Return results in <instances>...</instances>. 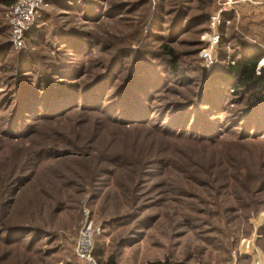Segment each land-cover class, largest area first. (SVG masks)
I'll return each instance as SVG.
<instances>
[{"label":"rangeland","instance_id":"374dc122","mask_svg":"<svg viewBox=\"0 0 264 264\" xmlns=\"http://www.w3.org/2000/svg\"><path fill=\"white\" fill-rule=\"evenodd\" d=\"M225 2L49 0L19 42L0 0V264H83L86 223L98 264L264 263V90L227 77L264 0Z\"/></svg>","mask_w":264,"mask_h":264},{"label":"built area","instance_id":"2783aa9c","mask_svg":"<svg viewBox=\"0 0 264 264\" xmlns=\"http://www.w3.org/2000/svg\"><path fill=\"white\" fill-rule=\"evenodd\" d=\"M245 0H227L225 7L236 6ZM46 0H16L15 4L6 10V20L12 32V36L19 42L28 28L39 18ZM218 20V19H217ZM213 18V21H217ZM94 232L91 223H86L77 242V252L83 264H98L93 256ZM256 264H264L262 261Z\"/></svg>","mask_w":264,"mask_h":264},{"label":"trees","instance_id":"16d2710c","mask_svg":"<svg viewBox=\"0 0 264 264\" xmlns=\"http://www.w3.org/2000/svg\"><path fill=\"white\" fill-rule=\"evenodd\" d=\"M48 1L49 0H46V2ZM1 2L6 7L7 10L9 7L15 4L16 0H1ZM164 48L169 51L167 46H165ZM169 53L172 55V52L169 51ZM258 61H259L258 58L256 59L246 58L243 60H238L228 67L227 77L229 78L231 83L234 82L230 86L231 92L236 93L238 92V90H245L247 88H253L255 93L264 90V77L257 76ZM175 65L176 62L173 63V69H175L174 67ZM255 93L254 95H251L253 96V100L259 98L256 96L257 94ZM94 254L95 257L97 258L95 252ZM105 264H116V262L113 257H110L108 258ZM152 264H185V263L183 262L173 263L166 260L164 262L160 261Z\"/></svg>","mask_w":264,"mask_h":264}]
</instances>
